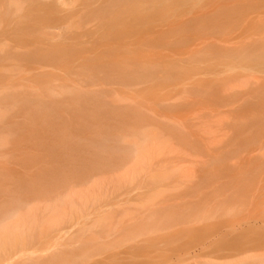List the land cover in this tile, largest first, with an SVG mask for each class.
Segmentation results:
<instances>
[{
  "label": "rangeland",
  "instance_id": "1",
  "mask_svg": "<svg viewBox=\"0 0 264 264\" xmlns=\"http://www.w3.org/2000/svg\"><path fill=\"white\" fill-rule=\"evenodd\" d=\"M0 115V264L264 254V0H0Z\"/></svg>",
  "mask_w": 264,
  "mask_h": 264
},
{
  "label": "bare ground",
  "instance_id": "2",
  "mask_svg": "<svg viewBox=\"0 0 264 264\" xmlns=\"http://www.w3.org/2000/svg\"><path fill=\"white\" fill-rule=\"evenodd\" d=\"M101 1V0H100ZM125 1V0H124ZM123 2V0H115V3H122ZM98 3V2H97ZM105 6V5H104ZM108 12V11H107ZM112 12V11H111ZM104 17V16H103ZM111 27V26H110ZM249 54V53H248ZM246 55V54H245ZM241 57V56H240ZM250 57H252V56H250ZM241 58H244V57H241ZM95 94V93H94ZM97 96V95H96ZM71 97H73V96H71ZM95 97V96H94ZM97 97H99V96H97ZM74 99V98H73ZM79 103H83V104H85V102H88V97H86V96H84V95H79V96H77L76 98H75ZM92 99V98H91ZM99 99H101V98H99ZM99 99H97V100H99ZM91 100H89V102H90ZM100 101V100H99ZM102 101H103V99H102ZM104 102V101H103ZM102 102V103H103ZM95 104H96V102H94ZM102 103H100L99 102V104H102ZM88 105V104H87ZM97 105V104H96ZM96 105H94V107H96ZM104 104H102V107H105V106H103ZM111 112V111H110ZM111 114V113H110ZM113 114H115V112L113 113ZM112 115V114H111ZM0 117H1V115H0ZM143 120V119H142ZM135 122H137V121H135ZM142 133V132H141ZM140 135V137H142V135L141 134H139ZM144 136V135H143ZM147 136V135H146ZM133 138V137H132ZM134 138H135V136H134ZM0 139H2L1 137H0ZM143 139L144 140H140L139 138L137 139V137L135 138V139H133V140H127V146L125 147H123L120 151L118 150V148L120 149V146H118V147H112L113 149L115 148V153H116V156H115V158L116 159H118L119 161L121 160V162L123 161V162H126V159H130V163H128L129 165L131 164L132 165V162L133 163H136V164H138L137 162H136V160H141V158H140V155L142 154V151H143V147L145 146V145H147V143L144 145V142H145V137H143ZM147 139H148V141L147 142H149L150 140V138H148V136H147ZM152 139V138H151ZM125 140V139H124ZM123 140V141H124ZM138 140H140V141H138ZM1 142V141H0ZM114 146V145H113ZM111 148V149H112ZM160 148L162 149V147L160 146ZM112 149V150H113ZM123 150V151H122ZM144 150H145V147H144ZM115 153H113V151L111 152V155H115ZM52 155H53V157L55 158V161H57V162H61V159L63 158L64 159V157H63V154L61 155L60 153H58V154H55V152L54 153H52ZM110 155V154H109ZM113 155V156H114ZM129 155H130V157H129ZM134 155V156H133ZM98 156V155H97ZM137 156H139L138 158H137ZM144 156V155H143ZM143 158H145V156L143 157ZM72 159V158H71ZM102 159V158H101ZM105 159V158H104ZM110 159V158H109ZM54 160V159H53ZM147 160V159H146ZM76 162H77V158H76V160H75ZM135 161V162H134ZM113 162V161H112ZM143 163V162H142ZM90 166H88V167H96L97 165L96 164H98L96 161H92V163L90 164V163H88ZM87 164V165H88ZM100 164V163H99ZM136 164H134V166L136 165ZM118 165V164H117ZM138 165H140V164H138ZM133 166V165H132ZM87 167V166H86ZM137 168H139V166L137 167ZM178 169V168H177ZM128 170V169H127ZM133 173V172H132ZM138 174H139V172H138ZM137 176V175H136ZM128 177V176H127ZM131 179H132V177H131ZM134 182V181H133ZM22 184V183H21ZM24 185H25V188H28V191H29V193L31 194V197H30V199H33V202H30V203H32L31 205H29V203L27 202V200H25V198H23V197H19V198H21L20 200H18V201H16V203H18L19 204V206H26V207H28L27 208V210L25 211V213H23V209L21 210V209H16V208H8V207H4L3 209H1L0 210V233L7 239V240H12V233H14V236H21V234H22V236L23 235H25L24 234V232L26 233V232H28L30 229H34V228H36V227H33V223H35V222H37V217H36V215H37V209H35V208H37V206H36V204H33L34 202H36L37 201V199H38V197L43 193V192H45V191H50V187L48 186V185H50V184H47V183H45V185H43V184H36V183H26V182H24ZM53 185V184H52ZM68 198V199H67ZM67 200H71V199H69V197H63V198H60V199H53L52 197H49V199H48V203H49V208L50 209H52V205H55V204H57L58 202H60V203H63V202H65V201H67ZM72 201V200H71ZM28 203V204H27ZM64 204V203H63ZM58 212V209L56 208V210H54L53 211V214L54 213H56V212ZM81 211V210H80ZM23 214V215H22ZM25 219L29 222V223H27V222H24L25 221ZM50 221V220H49ZM31 225H32V227H31ZM23 231V232H22ZM31 231V230H30ZM29 231V232H30ZM20 232H21V234H20ZM24 237L25 236H23V242H25L26 241V238L24 239ZM30 237H32V234L30 235ZM258 263V264H264V254L263 253H261V254H257V253H253L252 251L251 252H249V254H247L246 256H244L243 258H239V259H237V260H235L234 262H233V264H245V263ZM232 263V262H231Z\"/></svg>",
  "mask_w": 264,
  "mask_h": 264
}]
</instances>
